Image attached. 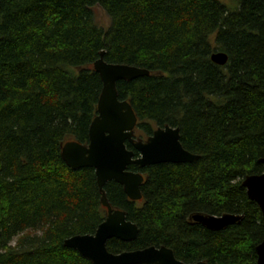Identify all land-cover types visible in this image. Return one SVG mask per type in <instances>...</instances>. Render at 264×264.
Wrapping results in <instances>:
<instances>
[{
    "label": "trees",
    "instance_id": "trees-1",
    "mask_svg": "<svg viewBox=\"0 0 264 264\" xmlns=\"http://www.w3.org/2000/svg\"><path fill=\"white\" fill-rule=\"evenodd\" d=\"M234 1L0 0V264H92L65 241L94 234L107 210L95 170L71 169L62 146L89 142L102 52L109 65L150 72L117 84L136 138L169 125L200 156L128 167L144 176L141 201L105 186L139 229L132 242L108 241L109 252L165 246L185 263L257 264L264 219L242 183L264 173V0ZM196 215L241 219L212 231Z\"/></svg>",
    "mask_w": 264,
    "mask_h": 264
},
{
    "label": "water",
    "instance_id": "water-1",
    "mask_svg": "<svg viewBox=\"0 0 264 264\" xmlns=\"http://www.w3.org/2000/svg\"><path fill=\"white\" fill-rule=\"evenodd\" d=\"M104 53L94 64L95 71L103 82V90L98 104L97 116L91 124L89 142L86 145L71 141L62 146V158L73 170L92 168L95 170L99 189L102 193V208L107 216L92 235H77L65 241V247L80 253L92 264H206L205 262L185 263L175 257L172 249L153 246L142 250L113 254L106 247L108 241L118 239L123 242L136 240L139 229L127 220L124 211L112 208L104 190L110 182H116L124 189V194L133 201H141V187L144 176L128 170L136 165L145 168L163 163H193L200 156L187 151L180 139V129L167 125L156 128L146 140L136 139L135 130L138 118L128 101L120 100L117 92L119 81H133L150 75L147 69L131 65L110 64L104 61ZM228 56L216 52L212 62L223 66ZM126 142L139 153L127 148ZM264 163V159H262ZM243 187L248 196L261 208L264 219V173L247 176ZM234 215L193 216V220L208 230L220 231L240 221ZM257 264H264V241L257 247Z\"/></svg>",
    "mask_w": 264,
    "mask_h": 264
},
{
    "label": "rangeland",
    "instance_id": "rangeland-1",
    "mask_svg": "<svg viewBox=\"0 0 264 264\" xmlns=\"http://www.w3.org/2000/svg\"><path fill=\"white\" fill-rule=\"evenodd\" d=\"M223 1L228 7L234 9L236 4L234 0H221ZM95 15H96V23L100 28L107 29L110 26V18L106 15V12L101 9L100 7L95 8ZM138 136V135H137ZM146 138H140L142 140H146Z\"/></svg>",
    "mask_w": 264,
    "mask_h": 264
}]
</instances>
